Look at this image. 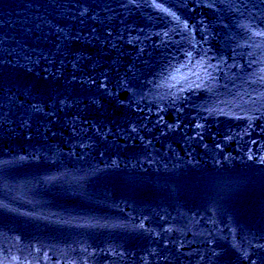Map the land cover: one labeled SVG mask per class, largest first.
<instances>
[{"label":"water","instance_id":"1","mask_svg":"<svg viewBox=\"0 0 264 264\" xmlns=\"http://www.w3.org/2000/svg\"><path fill=\"white\" fill-rule=\"evenodd\" d=\"M0 264H264V0H0Z\"/></svg>","mask_w":264,"mask_h":264}]
</instances>
